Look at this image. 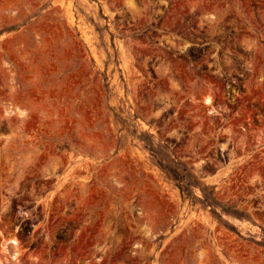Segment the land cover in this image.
<instances>
[{"label": "rangeland", "instance_id": "obj_1", "mask_svg": "<svg viewBox=\"0 0 264 264\" xmlns=\"http://www.w3.org/2000/svg\"><path fill=\"white\" fill-rule=\"evenodd\" d=\"M0 264H264V0H0Z\"/></svg>", "mask_w": 264, "mask_h": 264}]
</instances>
